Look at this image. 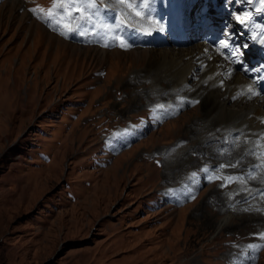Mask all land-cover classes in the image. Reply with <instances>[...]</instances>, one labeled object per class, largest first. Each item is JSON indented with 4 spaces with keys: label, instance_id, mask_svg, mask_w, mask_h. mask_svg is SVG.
<instances>
[{
    "label": "rangeland",
    "instance_id": "obj_1",
    "mask_svg": "<svg viewBox=\"0 0 264 264\" xmlns=\"http://www.w3.org/2000/svg\"><path fill=\"white\" fill-rule=\"evenodd\" d=\"M16 2L0 0V264H244L264 222L220 229L227 185L180 184L226 165L215 147L233 141L215 129L231 122H216L209 97L167 121L156 113L179 93L197 98L204 74L177 90L176 55L78 45L30 11L42 2ZM256 256L264 264V249Z\"/></svg>",
    "mask_w": 264,
    "mask_h": 264
},
{
    "label": "bare ground",
    "instance_id": "obj_2",
    "mask_svg": "<svg viewBox=\"0 0 264 264\" xmlns=\"http://www.w3.org/2000/svg\"><path fill=\"white\" fill-rule=\"evenodd\" d=\"M109 1L112 2L111 6L107 4ZM128 2H132V0H128ZM14 4L20 7L16 0H14ZM98 4L101 5L102 8L100 17L95 18L96 22L98 24L108 23L110 26H112L113 31L108 32L106 37L105 31H102L99 27L95 30V33L89 29H86L87 35L84 36H80L76 32H67L66 41L82 46H96L103 50H112L118 48L123 51H128L137 47L146 48L144 49L145 51L139 52H145L148 54V56L155 54V52L158 53L161 50H164L165 54L171 53L176 55L177 59L173 60V71L171 72L172 75L170 74V77L178 80L176 82L178 86L174 85L177 87V90L178 88L184 89L186 87L187 81H191L190 83L197 82L199 79L198 75L204 74L201 81L198 84L196 83V85L192 86L194 87L192 91H195V93L196 87H199L197 98H191L194 96H188L184 93H179L178 98L180 101L177 103L168 101L163 106V108L156 107V113L165 114L168 112H173L176 109V106H178L180 109L178 112L179 114L182 110L186 109L188 105L191 107L196 106L200 102L199 98H202L204 102V98L209 97L210 100L205 101L204 104H206V106L209 108H219L220 110L218 113L219 119L216 122L220 123L226 120L227 123L230 121L232 124L230 127H228V124H226L224 128L219 129L218 131L215 129V134L219 132L215 135L216 138L220 139V142L224 141L227 137L232 138L231 140L233 142L226 146L231 149V152L236 149L238 154L237 159L244 157L234 164H226L223 167H219L221 172H217L213 168L208 167L207 175L209 179L211 181L218 179L219 182L237 184L240 187H246V189L244 188L245 190L242 191V199L251 189H255L256 186L262 184L264 182V96L249 97V88L252 90L255 88L250 87L244 75L255 72L258 74L261 73L259 77L264 78V64L256 65L255 62L247 61V57L249 55H256V57L253 58L261 57L264 59V52L261 51L264 39H261L257 33L259 30L264 28L262 23L264 21L263 8L252 10L248 5H242L240 10L234 5H231L225 9L220 8V14L226 15L231 21V24L222 33V43L228 46V51L226 56L221 57V59H224V62L221 63L218 55H214L213 50L210 49L211 46L204 44L205 41L189 42V39L193 35L187 33L181 28L177 30L176 35H172V27L169 26L167 19L163 17L164 7L162 0H148L149 6L146 9H136L142 11L143 13H147L141 17H136L132 9H128L126 6L118 4L117 0H103ZM123 17L128 18L130 22H132V25L127 27L122 26L119 29H115L117 19L120 20ZM209 18L211 17L209 16ZM249 19L257 20V22L250 24L248 28L242 29L241 32L238 33L235 27L248 22ZM34 22L35 20H32L29 28L27 29L26 38L30 37L32 30L31 25H33ZM67 23L68 22H65V24ZM22 25L19 33L21 29L25 27V25H23V27ZM68 26L71 27L72 25ZM34 30L36 31V29ZM217 34L220 35V31H217ZM113 35L122 36L129 46L126 48L120 47L118 41H112L111 37ZM78 38L81 39L80 42L78 41ZM106 42L110 43L113 48H111V46H104ZM243 43H246L245 47L242 46ZM191 45L200 46H195L194 49L178 50L179 48H186ZM163 47L170 48L168 50L155 49ZM207 49H210L211 51V58L204 60L202 55ZM233 57H236L234 59H239V64L243 65L241 71L232 70L230 61H233ZM149 60L152 61L151 59ZM164 61H166V59ZM173 61L171 60V62ZM227 61H229V63ZM170 65L171 63L169 66ZM224 65H226V67H224ZM199 67L202 68L201 72L198 71V69H200ZM221 82L223 83L221 84ZM200 88H202V90H200ZM195 101H198V103H193ZM226 101L233 102V105L236 106L227 107ZM226 126L228 128H226ZM218 158H220L221 163H224L221 157ZM233 165H237L235 167V172H232L234 170ZM249 169L251 170L249 171ZM230 174L233 175L232 178L239 177L240 179H232L231 181L226 182L225 178H228ZM233 189L235 190V188ZM236 192H239V190ZM221 197L229 203L237 200L236 195H233V193H230L229 195H221ZM234 205L235 208L231 209L229 213L226 211L225 214L222 215L223 218L220 217L222 219L217 224L218 228L223 229L225 227H232L231 224L237 223L235 217L242 218L244 220L247 219L245 221L246 223L255 222L257 220L262 223L264 222V192L251 196L247 199H243L242 203H236ZM247 213L251 214L252 216L248 215ZM260 222L259 224H255V226L250 227L252 230H254V233H257V229H262ZM257 240L250 241L249 243H254L253 245H260L261 241H263V239H261L259 242ZM256 249L257 248H251V251L245 253L246 262L244 264L257 263V261L253 258V253L256 251Z\"/></svg>",
    "mask_w": 264,
    "mask_h": 264
},
{
    "label": "snow or ice",
    "instance_id": "obj_3",
    "mask_svg": "<svg viewBox=\"0 0 264 264\" xmlns=\"http://www.w3.org/2000/svg\"><path fill=\"white\" fill-rule=\"evenodd\" d=\"M264 3V0H261ZM117 3L126 6L128 9H132L136 17H141L147 13L136 9H146L149 4L148 0H117ZM102 6L97 3V0H53V4L50 8L45 10L44 8L37 6L31 8L30 11L37 16V18L45 21L46 23L54 25L57 30L63 29L61 34L67 32H76L80 36L87 35L86 29H89L95 33V30L99 27L102 31H105V37L108 32H112L113 28L108 23L98 24L95 18L100 17ZM65 21L68 23L65 24ZM68 25H72L69 27ZM127 27L123 20L117 19L115 24V29L120 27ZM112 41H118L119 46L126 48L129 45L122 36L113 35L111 37ZM104 46H111L110 43H105ZM224 47H227L225 44ZM223 82H221L222 84ZM249 92L255 95L256 93L252 92V89L249 88ZM193 103H198L195 101ZM157 107L163 108V105H158ZM235 165H233L234 167ZM223 167V166H221ZM195 175V174H193ZM226 182L231 181L232 179H240L239 177H228L225 178ZM194 198V197H193ZM261 239H264V233L259 234ZM249 248H260L264 247V244L261 245H249Z\"/></svg>",
    "mask_w": 264,
    "mask_h": 264
}]
</instances>
